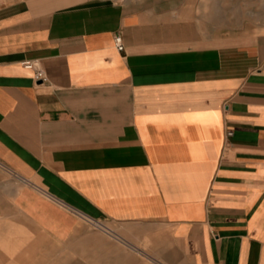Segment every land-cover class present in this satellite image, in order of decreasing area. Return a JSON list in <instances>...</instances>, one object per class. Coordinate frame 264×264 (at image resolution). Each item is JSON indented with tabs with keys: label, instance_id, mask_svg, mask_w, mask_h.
Masks as SVG:
<instances>
[{
	"label": "crops",
	"instance_id": "0c3cea01",
	"mask_svg": "<svg viewBox=\"0 0 264 264\" xmlns=\"http://www.w3.org/2000/svg\"><path fill=\"white\" fill-rule=\"evenodd\" d=\"M211 15L0 0V216L60 242L108 220L165 264H264V32Z\"/></svg>",
	"mask_w": 264,
	"mask_h": 264
},
{
	"label": "rangeland",
	"instance_id": "374dc122",
	"mask_svg": "<svg viewBox=\"0 0 264 264\" xmlns=\"http://www.w3.org/2000/svg\"><path fill=\"white\" fill-rule=\"evenodd\" d=\"M208 24L211 14L223 22L219 34L264 32V0H206ZM214 23V22H212ZM108 220L84 218V234L60 242L32 227L17 213L0 216V264H165L154 260L150 246L134 250L96 224Z\"/></svg>",
	"mask_w": 264,
	"mask_h": 264
},
{
	"label": "built area",
	"instance_id": "2783aa9c",
	"mask_svg": "<svg viewBox=\"0 0 264 264\" xmlns=\"http://www.w3.org/2000/svg\"><path fill=\"white\" fill-rule=\"evenodd\" d=\"M114 41H115V45L117 47L118 50H123L124 49V44H123V40L122 37L119 34H116L114 37ZM24 66L26 68H34V64L31 61H25L23 62ZM42 72L40 70L37 71L36 77H42Z\"/></svg>",
	"mask_w": 264,
	"mask_h": 264
}]
</instances>
